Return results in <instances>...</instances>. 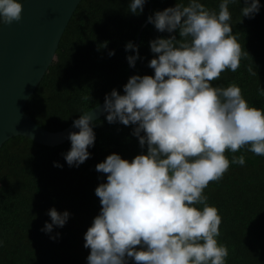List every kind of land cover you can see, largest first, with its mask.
Here are the masks:
<instances>
[{
  "label": "clouds",
  "instance_id": "1",
  "mask_svg": "<svg viewBox=\"0 0 264 264\" xmlns=\"http://www.w3.org/2000/svg\"><path fill=\"white\" fill-rule=\"evenodd\" d=\"M144 3L129 0L128 10L139 14ZM237 3L219 0L216 10L201 0H176L147 17L157 31L170 34L149 41L156 54L148 61L153 74L131 75L123 94L112 89L102 107L107 122L132 125L146 151L130 161L113 152L95 165L106 179L94 189L100 209L83 234L86 264H226L228 248L217 240L221 217L204 189L230 163L245 164L243 154L230 161L226 151L247 148L264 156V109L250 105L235 83H211L225 70L236 71L241 56L249 55L229 23V5ZM260 7V0H243L240 15L251 18ZM21 12V0H0V25L19 21ZM129 49L126 59L134 67L138 45L129 41ZM257 94L264 96V87ZM94 119L86 111L73 120L79 130L69 132L70 148L62 154L69 166L89 158ZM47 215L51 222L41 231L51 233L70 213L52 207Z\"/></svg>",
  "mask_w": 264,
  "mask_h": 264
},
{
  "label": "trees",
  "instance_id": "2",
  "mask_svg": "<svg viewBox=\"0 0 264 264\" xmlns=\"http://www.w3.org/2000/svg\"><path fill=\"white\" fill-rule=\"evenodd\" d=\"M218 10L219 0H201ZM129 0H81L73 12L59 42L56 57L43 75L25 111L40 126L52 131L67 127L83 112L104 101L112 89L123 93L131 76L125 44L136 42L139 28L157 10L173 6L176 0H145L143 11L133 14ZM240 4H230L232 35L241 45L240 66L225 70L213 86L237 84L252 106L264 109V0L253 17H241ZM178 36V32L175 33ZM148 22L140 34L139 56L132 74H153L148 61L156 54L149 41L167 37ZM104 42H107L104 46ZM114 50L113 55L109 51ZM249 67L253 69L252 74ZM90 96L85 100L84 97ZM132 125L109 123L105 114L94 120L95 141L89 158L78 167L63 158L70 148L69 139L48 146L17 135L0 146V264H86L89 249L83 246L84 233L100 209L95 187L105 182L106 174L95 165L110 153L129 161L145 148L132 135ZM245 164L230 163L222 178L210 181L204 189L207 203L215 206L221 217L218 243L227 246L226 264H264V156L247 148ZM59 162L62 167L54 166ZM67 210L70 215L62 227L51 233L41 231L50 221V208ZM59 233V236H56ZM50 236L56 238L52 239ZM129 264H134L129 260Z\"/></svg>",
  "mask_w": 264,
  "mask_h": 264
},
{
  "label": "water",
  "instance_id": "3",
  "mask_svg": "<svg viewBox=\"0 0 264 264\" xmlns=\"http://www.w3.org/2000/svg\"><path fill=\"white\" fill-rule=\"evenodd\" d=\"M80 1L21 0L20 20L0 25V146L17 135L56 146L68 140L69 132L79 130L73 122L55 131L42 127L26 113L25 106L55 59L62 34ZM148 22L139 28L135 44ZM103 103L88 110L94 120L105 114Z\"/></svg>",
  "mask_w": 264,
  "mask_h": 264
}]
</instances>
